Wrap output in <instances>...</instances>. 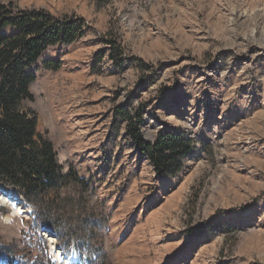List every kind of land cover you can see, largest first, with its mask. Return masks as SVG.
Listing matches in <instances>:
<instances>
[{"label":"rangeland","instance_id":"obj_1","mask_svg":"<svg viewBox=\"0 0 264 264\" xmlns=\"http://www.w3.org/2000/svg\"><path fill=\"white\" fill-rule=\"evenodd\" d=\"M0 3L88 25L34 67L27 104L84 185L70 179L42 210L0 184L29 211L7 224L0 204V264H59L48 236L78 264H264V0ZM113 33L128 66L93 67ZM47 61L61 69L44 70ZM140 106L146 141L166 131L194 140L179 175L157 177L129 140L115 109Z\"/></svg>","mask_w":264,"mask_h":264},{"label":"trees","instance_id":"obj_2","mask_svg":"<svg viewBox=\"0 0 264 264\" xmlns=\"http://www.w3.org/2000/svg\"><path fill=\"white\" fill-rule=\"evenodd\" d=\"M87 28L85 19L76 15L56 18L47 11L21 10L0 3V184L39 200L42 210L45 203L59 201L70 179L84 183L73 170L64 172L53 143L40 128L38 114L27 106L35 101L31 93L37 79L34 67L49 49L69 47L83 38ZM103 41L105 48L96 55L93 67L107 58L115 68L125 70L128 55L121 39L113 33ZM133 59L140 67L149 68L141 59ZM61 65L47 61L43 69L59 71ZM115 113L126 122L129 140L151 163L157 177L180 174L184 158L196 149L194 140L166 131L148 142L142 133L144 107L133 111L120 107ZM206 226L190 231L191 237L206 232Z\"/></svg>","mask_w":264,"mask_h":264},{"label":"bare ground","instance_id":"obj_3","mask_svg":"<svg viewBox=\"0 0 264 264\" xmlns=\"http://www.w3.org/2000/svg\"><path fill=\"white\" fill-rule=\"evenodd\" d=\"M63 127L64 126H62V130L64 132L62 133V135L66 136V137L70 136L69 135L70 131L68 132V128L67 127L63 128ZM72 131H74V130H72ZM70 137H72V136H70ZM0 204L9 205L11 208V214L9 215L8 219H5V223H7V224L9 222H11V220H13L14 218L22 217V216L29 214V211H28L24 201H21V199L14 192H12L9 189H7V190L0 189ZM48 239H49V242L51 243L52 252L55 255V258H57V260L59 261V264H78V261H76L73 258L67 257L66 259H64L62 257L61 251L59 250V245L56 242V240L51 236H48Z\"/></svg>","mask_w":264,"mask_h":264}]
</instances>
